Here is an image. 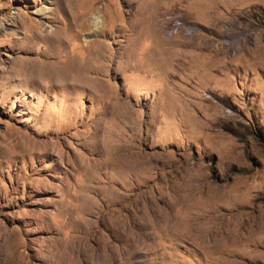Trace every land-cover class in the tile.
<instances>
[{
  "label": "rangeland",
  "instance_id": "1",
  "mask_svg": "<svg viewBox=\"0 0 264 264\" xmlns=\"http://www.w3.org/2000/svg\"><path fill=\"white\" fill-rule=\"evenodd\" d=\"M0 264H264V0H0Z\"/></svg>",
  "mask_w": 264,
  "mask_h": 264
},
{
  "label": "bare ground",
  "instance_id": "2",
  "mask_svg": "<svg viewBox=\"0 0 264 264\" xmlns=\"http://www.w3.org/2000/svg\"><path fill=\"white\" fill-rule=\"evenodd\" d=\"M92 56H93V53H92ZM75 63V62H74ZM76 66V65H75ZM78 66H81V65H78Z\"/></svg>",
  "mask_w": 264,
  "mask_h": 264
}]
</instances>
